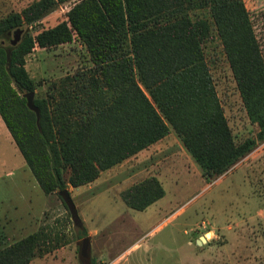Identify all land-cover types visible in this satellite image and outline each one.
<instances>
[{
  "label": "trees",
  "instance_id": "16d2710c",
  "mask_svg": "<svg viewBox=\"0 0 264 264\" xmlns=\"http://www.w3.org/2000/svg\"><path fill=\"white\" fill-rule=\"evenodd\" d=\"M66 3L72 6L64 21L30 33ZM24 27L11 47V34ZM213 37L257 127L254 138L240 143L206 63L204 46ZM73 40L93 66L35 95L37 115L24 97L36 92L25 57ZM0 118L45 195L91 184L171 131L210 183L264 143V55L243 0H38L0 20ZM164 195L150 177L121 199L143 212ZM67 244L41 228L1 248L0 264H30Z\"/></svg>",
  "mask_w": 264,
  "mask_h": 264
},
{
  "label": "rangeland",
  "instance_id": "374dc122",
  "mask_svg": "<svg viewBox=\"0 0 264 264\" xmlns=\"http://www.w3.org/2000/svg\"><path fill=\"white\" fill-rule=\"evenodd\" d=\"M36 1L0 0V20ZM243 3L264 55V0ZM71 6H59L29 28L30 33L34 36L61 23ZM204 51L233 139L240 143L254 138L257 127L247 118L218 39L207 42ZM92 66L78 40L50 49L35 48L25 57V69L36 87L33 98L45 96L52 83ZM9 140L12 146L0 136V216L7 214L16 224L1 227L8 232L13 227L16 241L44 228L51 238L58 234L68 242L63 247L72 264H264V143L208 183L171 131L102 172L91 184L68 187L81 222L77 225L57 193L42 192L10 136ZM20 161L24 169L18 167ZM150 177L159 181L164 197L143 212L129 209L121 193ZM85 237L90 239V254L82 260L77 243ZM201 237L205 243L197 245ZM8 244L0 241V249ZM39 259L34 258L32 264H42Z\"/></svg>",
  "mask_w": 264,
  "mask_h": 264
},
{
  "label": "crops",
  "instance_id": "0c3cea01",
  "mask_svg": "<svg viewBox=\"0 0 264 264\" xmlns=\"http://www.w3.org/2000/svg\"><path fill=\"white\" fill-rule=\"evenodd\" d=\"M1 120V118H0ZM2 121V120H1ZM0 121V136L3 137V140L5 142H7L10 146H12V143L9 140V136L8 133H6V131L3 129L5 127L3 121V125L1 124ZM4 126V127H3ZM6 128V127H5ZM7 130V129H6ZM8 131V130H7ZM11 138V136H10ZM12 139V138H11ZM13 142V140H12ZM14 143V142H13ZM15 145V144H14ZM16 147V146H15ZM17 148V147H16ZM13 158H17L16 153H13ZM21 155V154H20ZM23 158V157H22ZM17 160V159H16ZM24 160V159H23ZM25 162V161H24ZM26 164V163H25ZM13 167H15V165H13ZM20 169L21 168H25L24 165L22 164V162H19V166ZM13 170L15 171L16 169L13 168ZM6 175H12V172H8ZM45 210H43L41 213L43 215ZM3 225H7V226H15L16 224H14L12 222L11 219H9V217L7 216V214L0 216V241L1 243L3 242H16V239L14 238L16 235V230L12 227L9 229L8 231H5L4 228L2 229L1 227H3ZM27 237V236H26ZM25 238V237H24ZM23 238H20L19 240H21ZM18 240V241H19ZM9 245V244H8ZM39 262H43L42 264H47V262H50L51 264H72L71 262V255L68 251V249L61 247L57 250H54L53 252L44 255L43 257H41L39 259ZM33 261H31L30 264H32Z\"/></svg>",
  "mask_w": 264,
  "mask_h": 264
},
{
  "label": "water",
  "instance_id": "95a60500",
  "mask_svg": "<svg viewBox=\"0 0 264 264\" xmlns=\"http://www.w3.org/2000/svg\"><path fill=\"white\" fill-rule=\"evenodd\" d=\"M22 33H23V31L21 29H18L11 34L12 39L9 41V44L11 47H15L20 42ZM7 61L8 62L10 61V51H8V53H7ZM24 97L27 100V105H28L29 109L33 110L38 115V110L36 108H34V106H33V99H34L33 94L32 93L25 94ZM59 196L62 198L65 205L67 206V208L71 214L72 221L77 225H81V222H80L78 215H77V211H76L74 203H73V201L69 195V192L67 190L60 191ZM196 243H197V245H201L202 243H205V239L203 237H201L199 240L196 241ZM77 246L79 247V257L82 260H87V258L89 257V254H90V239H89V237H85V238L81 239V241L77 243Z\"/></svg>",
  "mask_w": 264,
  "mask_h": 264
}]
</instances>
